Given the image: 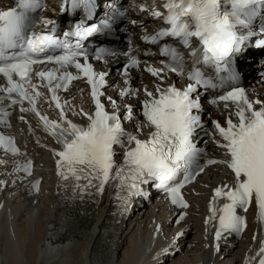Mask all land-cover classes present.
Segmentation results:
<instances>
[{
	"label": "snow or ice",
	"instance_id": "obj_1",
	"mask_svg": "<svg viewBox=\"0 0 264 264\" xmlns=\"http://www.w3.org/2000/svg\"><path fill=\"white\" fill-rule=\"evenodd\" d=\"M41 6V0H18L16 7L0 11V77L6 81V86L0 85V124L7 123L6 117L10 115L8 109L16 104L21 105V113L32 112L44 121L45 131H50L62 145V150L55 153L59 157L57 174L65 181L69 176L61 169H67L71 174L74 196L83 199L85 195H92L90 189L102 194L106 184L115 179L118 184L114 199L120 201L117 206L124 214L131 207L134 197L147 198L141 185L154 182L153 186L166 192L173 205L186 208L188 205L180 196V189L195 175L203 172L206 165L226 164L234 173L235 183L234 187L224 185L214 190L216 197L223 195L230 201L219 209L215 239H221L223 233H239L242 230L245 221L236 214V209L240 207L246 211V206L253 198L259 217L264 221V104L259 100L249 101L243 88L229 84L226 94L209 101L213 105L218 101H231L236 107L234 115L238 122L234 123L231 116L225 121L226 127L221 126L219 121H213L217 134L224 141L218 147L226 150L227 158L208 160L202 165L200 157L204 149L198 148L193 140L196 130L204 128L199 114L201 104L194 94L200 89L218 86L206 78L196 65L211 67L217 73L226 70V80H235L239 71L232 67V63L245 50L252 37L251 28L258 13L264 14V0H166L163 7L167 14L163 19L168 27L142 37L145 43L158 46L160 55L166 59L162 61V67L147 66L145 70L159 78L161 84H164L168 72L183 75V53L173 44L164 42L165 38H171L178 40L183 47L191 48L188 55L192 57L193 69L188 79L192 83L183 89L177 88L174 83L166 87L158 84L155 95L145 87V95L150 99L142 103V115L147 122L144 126L152 127L153 131L143 141L125 131L118 114L119 105L111 97H108V101L114 111L109 113L105 110L100 97L104 95L101 89L106 87L108 73L96 72L89 62L90 56L103 62L108 56L124 55L126 63L118 72L125 77V85H129L130 70L140 63L133 55L130 42L127 50L119 53L103 45L95 49L87 48V42L92 37L112 34L116 16L123 17L125 13L118 12L111 17L96 19L95 12L99 10L97 0H71V9L83 6L84 16L60 39L53 31L54 21H44L43 33L31 31V13ZM140 11L146 9L141 7ZM151 15L160 18L162 13L153 11ZM132 24L135 26L136 21H132ZM261 36L264 37V30H261ZM193 38L198 41L194 48ZM252 43L256 47H264V38L254 39ZM48 63L55 67L48 70L33 67ZM69 68H74L77 74L68 71ZM80 73L91 86V98L95 106L91 114L81 109L89 121L86 127L66 119L60 97L56 95L58 89H67V82L80 79ZM33 75L46 83H33ZM53 81H58L54 87L50 86ZM219 83H224V80ZM39 86L47 88L52 94V101L61 109L59 123L48 121L36 111V98L42 95L37 90ZM120 94L137 96L139 90L126 88ZM5 101L9 103L5 105ZM24 101L31 107H24ZM67 103L64 102L65 106ZM254 104L261 106L257 110ZM125 108L123 119L133 120L135 117L131 105ZM19 119L24 121L23 116ZM142 127L137 130H142ZM6 139L9 144L12 143L10 137L0 135V143ZM133 142L135 147H129ZM114 147L124 149V160L118 167L114 161ZM16 151L13 149L14 154ZM114 168L115 174L112 175ZM20 170L27 171V167L21 169L17 166L16 171ZM209 211L213 214L209 219L214 218L216 210L210 207ZM182 218L183 214L180 216ZM207 222L208 219L205 220ZM181 235L183 233H179L176 238L179 239ZM260 253L264 255V242ZM259 264H264V258L260 259Z\"/></svg>",
	"mask_w": 264,
	"mask_h": 264
},
{
	"label": "bare ground",
	"instance_id": "obj_2",
	"mask_svg": "<svg viewBox=\"0 0 264 264\" xmlns=\"http://www.w3.org/2000/svg\"><path fill=\"white\" fill-rule=\"evenodd\" d=\"M247 69L250 70L249 64ZM227 180H229L227 173L220 168H209L199 176L196 187L206 199L208 193L203 192L206 190L205 185L220 183L222 186ZM45 199L47 201L41 210L39 222L28 239V226L24 227L27 232L24 228L16 229L15 233L14 229H11V220L8 219V215H4L9 202L8 200L5 202L3 207L5 211L0 212V248L5 256L3 257L5 264H119L116 261L118 253L126 243H129V247L126 257L124 254L125 261L122 264H241L246 248L254 246L251 239L253 229L257 230L259 237L264 235V221L259 215L254 218L251 206L248 209L249 226L245 233L248 238L236 242L232 250L224 252L223 258L219 257L220 253H216L214 257L207 247V232L201 225L202 217L198 216L197 212L191 214L189 209V215L181 220V224L188 225L191 222L189 233L194 231L195 234L189 239L183 237L185 246L182 256L178 253L168 257L164 263H159L160 261L155 259L157 252L168 245L171 237L179 233L180 227L168 229L162 234L155 230L159 221L166 219L164 211H155L156 204L134 213L126 225H116L107 235L111 220L109 198L98 205H85L77 210L70 208L67 212L60 207L53 189L47 193ZM194 203L195 211L196 206L203 207L199 198H194ZM50 204H53L51 208ZM21 215L22 212L19 213V217ZM170 231L171 235H169ZM220 242L224 248L228 247L222 239ZM41 249L44 252L42 257ZM48 251L54 252V255L47 256ZM52 257V260H48ZM246 264H248L247 260Z\"/></svg>",
	"mask_w": 264,
	"mask_h": 264
},
{
	"label": "rangeland",
	"instance_id": "obj_3",
	"mask_svg": "<svg viewBox=\"0 0 264 264\" xmlns=\"http://www.w3.org/2000/svg\"><path fill=\"white\" fill-rule=\"evenodd\" d=\"M47 196V195H46ZM45 196V197H46ZM44 197V198H45ZM39 204V203H38ZM38 204H36V205H34V206H31V208H30V215H32V216H28V214L26 213L25 215L26 216H24V215H21L20 217H19V214H18V216H17V220H15V219H11V227H12V229H14V233L15 232H17L16 231V229H23L25 226H28V232H29V234L27 235V239H28V237L32 234V232L34 231L33 230V228L35 229V227L37 226V223L39 222V217H40V215H41V211H39V209L40 208H43L44 206V203L42 202V204H41V207L38 209V210H36V211H31V210H34L35 208H37V206H38ZM43 206V207H42ZM11 207V206H10ZM9 207V208H10ZM20 206L19 205H13V208H10V209H12L13 211H15L14 210V208L16 209V208H19ZM20 209H21V207H20ZM22 210V209H21ZM26 211V210H25ZM35 212H37L36 214H34ZM39 215V216H38ZM24 216V217H23ZM38 216V217H37ZM29 223V224H28ZM135 229V227L132 229V232H133V230ZM24 230H25V232H27V230L24 228ZM191 232H194V231H191ZM190 232V233H191ZM190 233H189V236L187 237L188 239L189 238H192L193 237V235L195 234V232H194V234H191L190 235ZM169 235H171V232L169 233ZM25 240V239H24ZM129 245V243H126V244H124L123 245V247L120 249V252L118 253V258H117V263H119V264H122V262H124L125 261V257H126V252H127V250H128V246ZM127 246V247H126ZM19 248V247H18ZM124 250H125V252H124ZM53 251V250H52ZM52 251H48L47 252V256H52V255H54V252H52ZM50 253V254H49ZM44 254V252L42 251V249H41V252H40V256L42 257V255ZM124 254H125V257H124ZM38 255V254H37ZM183 254H182V252H180L179 253V256H182ZM3 257L5 258V256H4V254H3V250L0 248V264H5V259H3ZM124 257V258H123ZM178 256H176V258H177ZM179 258V257H178ZM53 259V257L51 258V259H48V260H52ZM4 262V263H3ZM6 264H8V263H6Z\"/></svg>",
	"mask_w": 264,
	"mask_h": 264
}]
</instances>
